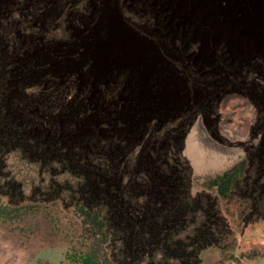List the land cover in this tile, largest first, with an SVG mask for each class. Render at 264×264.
Segmentation results:
<instances>
[{
  "label": "rangeland",
  "instance_id": "1",
  "mask_svg": "<svg viewBox=\"0 0 264 264\" xmlns=\"http://www.w3.org/2000/svg\"><path fill=\"white\" fill-rule=\"evenodd\" d=\"M18 3L0 0L1 26L11 28L28 20V14L22 11L27 6ZM259 3L264 6V0H102L97 8L93 0H72L60 7L52 26L39 37L31 35L32 22L12 34L16 44L33 58L47 61L48 48L60 54L59 59L48 60L53 73L70 65L90 66V74L96 79L124 71L128 80L136 79L144 105L157 100L166 112L159 131L174 127L179 130L178 156L189 168V192L212 198L220 218L214 222L204 250L192 253L182 262L167 259V264H264V165L256 159L258 153L264 155V130L259 126L264 112L260 103L264 79L245 66L232 72L237 84L226 83L228 77L222 74L224 66L231 69L250 59L264 68V42L259 47H239L235 33L240 23L231 24L234 37L213 34L214 27L225 19L246 22ZM152 5L164 12L161 25V21L156 23V15L151 16L154 19L150 23L146 22L147 9ZM83 7L91 15L98 14L85 35L68 16L70 11ZM147 24L161 42L141 33ZM110 25L116 27L117 33H110ZM66 37L81 49L76 60L65 57L73 51L72 47L64 50ZM4 39L0 36V46L6 48ZM46 40L51 43L44 47ZM174 43L179 50L169 48ZM106 44L108 49L102 50ZM133 47L139 51H133ZM175 64L195 71L204 80L205 88H190L187 78L176 72ZM210 72L219 78L209 77ZM20 82L21 93L27 97L28 93L36 94L39 86H46L41 81L22 80L15 72L10 87L17 88ZM155 85L158 89L154 94ZM92 118L88 116L87 122ZM13 120L24 122L21 114L13 115ZM152 120L153 117L144 116L133 123L140 126ZM2 158L0 193L4 182L13 181L19 185L20 201L16 204L15 197L3 196L1 201L27 209L15 219L0 221L8 222L0 224V264H57L68 249L91 239L119 262L118 242L106 241L91 222L82 219L66 189H61L57 199L48 200L49 182L74 185L77 177L49 172L42 161L28 159L17 150L4 152ZM231 168L237 178L230 198L222 199L208 182ZM197 223L187 222L178 237L190 243Z\"/></svg>",
  "mask_w": 264,
  "mask_h": 264
},
{
  "label": "trees",
  "instance_id": "2",
  "mask_svg": "<svg viewBox=\"0 0 264 264\" xmlns=\"http://www.w3.org/2000/svg\"><path fill=\"white\" fill-rule=\"evenodd\" d=\"M17 1L18 6H27L22 11L28 14V20L17 22L11 28L0 25V36L5 38L3 45L7 44L6 48L0 46V168L4 152L17 150L28 159L42 161L49 172L77 177L74 185L49 182L48 200L57 199L61 189H66L82 219L91 222L106 241L119 244V262L91 239L68 249L57 264H167V259L182 262L192 253L204 250L220 214L212 198L201 193L190 194L189 168L178 156L179 130L174 127L159 131L158 128L166 114L164 109L157 100L144 105L136 79L128 80L124 71L110 73L104 79L93 78L90 66L86 65L61 66L51 72L54 67L49 61L59 59L60 54L47 47L45 55L49 61L33 58L16 44L12 34L32 22L31 35L39 37L52 26L60 7L72 0ZM93 1L100 7L102 0ZM84 7L68 15L83 35L98 15H91ZM149 7L146 22L156 15V23L161 21V25L164 12L159 6ZM146 26L141 33L161 42V37L158 40L151 32L150 25ZM68 38H65L64 50L72 47L73 51L65 57L73 61L81 49ZM48 41L44 47L51 43ZM175 43L169 46L171 50H179ZM242 66L264 79L263 66L250 59L231 69L224 66L222 74L228 77L226 83H238L232 72ZM174 67L180 76L187 78L190 88H205L204 80L195 71L179 64ZM15 72L22 80L41 81L46 86H39L36 94L28 93L27 97L21 93V82L17 88L10 87ZM211 75L210 72L209 77L219 78ZM157 89L155 85L154 94ZM260 103L264 110V96ZM15 114H21L24 122L14 121ZM88 116L93 118L87 122ZM144 116L153 117L152 122L140 126L133 123ZM259 126L264 130V112ZM256 159L264 165V155L258 153ZM236 178V171L231 168L213 177L208 184L216 196L229 199ZM1 186L0 221L15 219L27 207L4 203L1 197H15L19 204V185L6 181ZM187 222H198L192 229L190 243L178 237ZM4 223L8 222H0ZM157 254L159 257L155 258Z\"/></svg>",
  "mask_w": 264,
  "mask_h": 264
},
{
  "label": "flooded vegetation",
  "instance_id": "3",
  "mask_svg": "<svg viewBox=\"0 0 264 264\" xmlns=\"http://www.w3.org/2000/svg\"><path fill=\"white\" fill-rule=\"evenodd\" d=\"M260 4H258L257 10L251 14L246 22L225 19L214 27L213 34L216 37H232L233 35L230 32L231 24L240 23V27L237 26L238 29L235 33L240 42L239 47H259L264 42V6Z\"/></svg>",
  "mask_w": 264,
  "mask_h": 264
},
{
  "label": "bare ground",
  "instance_id": "4",
  "mask_svg": "<svg viewBox=\"0 0 264 264\" xmlns=\"http://www.w3.org/2000/svg\"><path fill=\"white\" fill-rule=\"evenodd\" d=\"M109 30H110V33L113 35V33H117V30H116V27H114V26H112V25H110L109 26ZM123 42H124V40H123ZM122 42V43H123ZM127 43V42H126ZM125 42H124V45L126 44ZM109 45V44H108ZM107 44L104 46L103 45V48H102V50H105L106 51V48H107V46H108ZM108 49V48H107ZM133 49V51H139L137 48H132ZM139 55H140V53H139ZM193 146L191 145V148H192Z\"/></svg>",
  "mask_w": 264,
  "mask_h": 264
}]
</instances>
